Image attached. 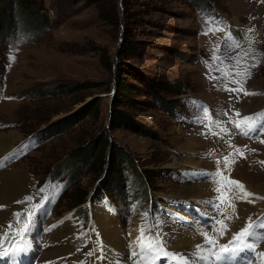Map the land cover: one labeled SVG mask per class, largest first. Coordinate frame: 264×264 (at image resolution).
I'll list each match as a JSON object with an SVG mask.
<instances>
[{
  "label": "rangeland",
  "instance_id": "obj_1",
  "mask_svg": "<svg viewBox=\"0 0 264 264\" xmlns=\"http://www.w3.org/2000/svg\"><path fill=\"white\" fill-rule=\"evenodd\" d=\"M101 4L110 21L99 16ZM0 7V124H5L0 136L6 135L11 146L6 155L10 162L1 169L27 175L31 183L25 195L32 197L21 208H0L9 213L0 235L9 222L13 230L22 227L27 210L43 201V210L34 218L33 225L40 222L36 229L49 219L56 223L54 227L71 223L74 228L71 252L54 258L58 259L54 264H97L99 244L89 214L93 207L107 205L110 198L119 210L107 206L118 211L127 232L146 225L151 235L159 234L173 251L178 241L192 244L190 226L184 222L189 218L187 201L203 204L218 219L223 217L213 207L219 203L214 191L220 180L214 175L218 160L227 193L221 208L224 216L233 217L226 221L233 224L232 231L234 224L244 227L250 216L253 220L264 216V200H236L239 189L227 182L238 181L248 192L264 197L253 189L256 183H264V164L260 163L264 161V143L260 142L264 133L257 129L245 136L231 122L264 113V0H0ZM123 38L128 41L124 47L132 53L128 59L120 51ZM25 42L28 47L24 49L15 46ZM257 61L256 67H250ZM246 68L250 77L237 75ZM233 80L242 81L245 91L258 94L226 91L237 87ZM80 83L96 86L70 91ZM120 83L137 87L126 88L129 100L118 109L148 129L144 133L128 125L108 128ZM151 86L167 103L165 108L149 94ZM198 102L220 117L216 127L211 128L207 108H199ZM84 106L92 108L91 112L67 131L46 138L37 133ZM227 130L232 132L226 134ZM97 135L111 138L131 157L119 167L114 192L107 187L97 192L103 172L95 165L83 168L79 162L78 156L92 147L90 142ZM22 142L27 151L19 150ZM12 150H18L16 157H11ZM96 152L100 153L97 147ZM72 156L82 169L76 179L60 168ZM224 157L233 161L227 168ZM201 169L213 175L203 178L207 171L203 170L199 182H190L210 195L199 196L201 200L175 197L177 187L188 184L191 170ZM145 174H153L147 191L142 181ZM84 190L87 193L77 205L72 204ZM229 197L238 203L235 213ZM18 211L25 213L20 223L13 217ZM36 237L50 240L48 235ZM29 238L34 237L29 233ZM252 254L241 258L252 259ZM37 257L28 264H37Z\"/></svg>",
  "mask_w": 264,
  "mask_h": 264
},
{
  "label": "snow or ice",
  "instance_id": "obj_2",
  "mask_svg": "<svg viewBox=\"0 0 264 264\" xmlns=\"http://www.w3.org/2000/svg\"><path fill=\"white\" fill-rule=\"evenodd\" d=\"M211 30L212 29H210V31ZM249 31L252 30L249 29ZM213 59H218V57L214 55ZM258 63L259 61L252 64L250 67H256ZM237 75L246 79L250 77L251 73L246 68L242 73H237ZM232 83H235L237 87L232 89L226 88V91H243L245 96L258 94L245 91L242 81L233 80ZM236 116L240 117V113L237 112ZM257 117H261V119L258 120ZM231 122L233 126L239 129L245 136H248L250 132H254L257 129H259L261 133H264V113L243 116ZM260 142L264 143V140ZM241 155H243V153H241ZM216 163L218 167L214 175L220 177V180L217 181L218 186L214 188V191L218 193L217 200L219 203L214 204L213 207L217 209V212L223 216V218H213L212 233L202 232L203 243L195 245L191 254L177 253L167 250L166 244L159 234L155 236L151 235L150 227L146 225L140 226L138 229L139 234L133 241V251L131 252V256L136 258V264H155V261L161 259L166 261V264H235L237 257L245 252L254 254L252 259L246 261V264H264V251H256L259 243L264 241V216L258 217L256 220H253L251 216L248 217L244 227L232 233L226 243L219 242L230 230L226 221H231L233 217L223 215L221 204L224 203V198L227 195L224 191V182L226 178L223 177L219 168L221 161L218 160ZM223 163L225 168H227L233 161H230L228 157H224ZM260 163L264 164V161ZM227 182L230 185H235L239 189L240 194L235 197L236 200L246 201L248 203H255V200H264V197L256 196L254 193L245 190L244 185L238 181L228 180ZM40 191H44V189ZM251 197H255V200L250 199ZM31 200V196H25L23 200L16 201V203L25 204ZM229 205L233 213H235V204L232 202L231 197H229ZM4 207L5 206L0 205V208ZM42 207L43 201L39 204L32 205L26 212V219L23 221L22 227L13 230L12 222H9L7 229L0 235V258H6V264H16L17 259L30 247L27 236L35 222L34 218L37 211ZM24 216V212L18 211L13 213L14 220L17 223H20L21 217ZM236 218H238V215ZM217 225L219 227H217ZM13 241H15V243H13ZM6 245H10V247Z\"/></svg>",
  "mask_w": 264,
  "mask_h": 264
},
{
  "label": "bare ground",
  "instance_id": "obj_3",
  "mask_svg": "<svg viewBox=\"0 0 264 264\" xmlns=\"http://www.w3.org/2000/svg\"><path fill=\"white\" fill-rule=\"evenodd\" d=\"M199 33L200 32L198 31V34ZM18 45L19 43L15 44L18 50L28 47L26 45V42L20 46ZM194 57L196 60L197 59L198 61L200 60L198 56L194 55ZM4 94L5 93L3 92L1 95L4 97ZM9 97L10 96H8V98ZM15 97H16L15 95L11 96V99H14ZM4 125L5 124H2L1 122L0 127ZM10 150H11V146H10V140L8 139V137L6 135L0 136V161L6 157L7 153ZM1 164L2 163H0V167H1ZM194 166L191 165L190 168L197 169V168H192ZM190 181L191 179L189 180L188 184L182 188L177 187V190L175 191L176 192L175 197L189 199L191 197L194 198V197H199V196L201 197L202 195H207V196L210 195L209 193H206L203 190L201 191L200 188L196 184H193L195 180L193 182H190ZM30 183H31L30 178L27 175H24L23 173L11 171L8 168L4 170L0 168V205H3V206L12 205L16 208L20 206L21 208L22 205L17 204L16 201H21L24 199V197L26 196L25 194L27 193L28 187L30 186ZM249 186L253 188V186L251 185ZM201 188L205 189L203 185H201ZM253 189L259 193L264 194V183H256ZM105 194H106L105 195L106 197H109L107 193ZM108 204H112L119 210V208L117 207V204L114 203L110 198H108L107 200V205ZM237 204L235 205L236 207H237ZM107 205H100L104 207H93V213H92V209H91V213L89 211L90 213L89 222L93 224L92 228L95 227V230H96L95 233L97 234L96 241H98L97 243L99 244V249L96 250L98 251L96 252V254L98 253L97 257L99 259H98V263L97 262L95 263L97 264H136V258L131 256V252L133 251V247H132L133 241L136 239L137 235L139 234L138 233L139 226H136L137 232L134 230V228L136 227L132 228L129 232H127L125 230V227L122 224V220H121V217L118 211L113 207H108ZM200 209H202V207H200ZM203 211L206 214H209V212L205 211L204 207H203ZM243 212L245 211H242L241 216L243 215ZM237 213L239 217L240 213L239 212ZM6 214L7 213H5V211H0V230L4 227V225H6L8 221L9 217L7 215L9 213L7 215ZM39 224L40 222H37V224L33 225L30 231V235L33 236L34 238H29L28 240L30 244V247L28 248V250L30 249L29 256L28 257L26 256V253L28 251L27 250L25 253H23L22 255L23 257L20 260L16 261V264H28L32 259H36L37 256H39L37 257V261H36L37 264H54V262L58 260V259L54 260V258L66 255L67 253L71 252L70 250L74 246V243H75L74 242L75 240L74 239V236H75L74 228L71 223H67L65 225L60 224L57 227H54L56 223L53 222L51 219H49L48 221L46 220L44 224H41V226L36 229V227ZM232 226L233 224L228 222V227L230 230L228 234L222 240L219 241L220 243H226L227 240L231 237L233 231L234 232L238 231L239 227H236L235 224H234V230L232 231ZM188 231H189L188 237L192 241L191 242L192 244H189V243L184 244L183 241L177 240L178 242L175 243V248L177 247V249L174 248L175 250H173L172 252L191 254L195 245L203 243V237L201 233L202 232L212 233L213 228L212 226L200 224L199 221L195 219L191 221V225ZM40 234L41 235L43 234V236L48 235L50 240L49 241L45 240V242H43V239L42 240L37 239L36 236H39ZM175 237L177 236L175 235ZM48 242H51V245L45 244ZM182 244H184V246ZM256 251L257 252L264 251V242L258 245ZM236 262H239L238 258ZM0 264H6V258H0Z\"/></svg>",
  "mask_w": 264,
  "mask_h": 264
},
{
  "label": "trees",
  "instance_id": "obj_4",
  "mask_svg": "<svg viewBox=\"0 0 264 264\" xmlns=\"http://www.w3.org/2000/svg\"><path fill=\"white\" fill-rule=\"evenodd\" d=\"M91 1L94 3H100L106 0H91ZM108 15L109 13L107 12L105 8H103L101 4L99 6V16L104 18L105 20L110 21ZM125 42H128V41L123 38L122 41L120 42V44L122 45L120 51L122 52L123 58L128 59V57L132 53L128 50V47H124ZM106 66L111 67V64L108 60H106ZM135 78L138 79L140 82L143 81V79H141L140 77L135 76ZM93 86H96V84L95 83H80V84H77L75 87L70 88L71 89L70 91H73L76 89L87 88V87H93ZM128 87L129 88L133 87L135 89L137 88L132 84L126 85L124 83H120L119 87L117 88V93L113 97L114 107L111 110V114L109 116L108 128L115 129L122 125H128V126H131L135 130L138 129L137 130L138 132L144 133L148 129H145V128L142 129L141 123L129 118L127 111L118 109V107L121 106V104L125 100H129V98H127L128 96L124 95V94H127L126 88ZM152 88L153 86L150 87L148 91L149 94L153 96V98L157 102V105L161 106L162 108L163 107L165 108L166 107L165 105L167 103H164V101L160 100V98H158V95L155 93V91H153ZM145 104H148V102H145ZM91 109L92 108H89L88 106H84L77 112H74V113L72 112L50 123L47 127H45V129L37 133L41 135V138H46V137H49L50 135L63 133L67 131L68 129H70L74 125V123L84 118V116H86L89 112H91ZM96 139L99 140L97 145H96ZM90 146L92 147L89 148L88 151L84 153H80V156H78L80 160L79 161L80 164L83 166V168L95 165L96 169L101 170L103 172V177L98 181V186L96 188L97 192H103V190H105L106 187L113 189L112 192L116 191V189L113 187L114 186L113 184H115V181H119V179L116 177V174L119 171V167L127 159L128 160L131 159V157L129 156V153L124 148L120 147V145H118L116 142L112 141L111 138L106 137L105 135H101V136L97 135L95 138L91 140ZM96 147L98 148V151L100 152L99 154H97V152L94 153V151L96 150ZM75 162H76V157L72 156V158H68L64 160L61 163L60 168L68 171L69 173H71V175H76V177H74L76 179L81 175L82 169L78 168L77 163ZM60 168H58L57 170H59ZM142 172L144 171L142 170ZM150 176L153 177V174H148V176L145 174V177L142 179L146 191L149 185L148 183H150V180H151ZM104 179L105 180L108 179V182L105 183ZM146 184H147V187H146ZM86 193H87L86 190L82 191L78 195V197L74 199L72 204L77 205L78 203L77 201H79Z\"/></svg>",
  "mask_w": 264,
  "mask_h": 264
}]
</instances>
